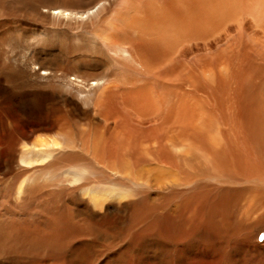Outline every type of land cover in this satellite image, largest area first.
<instances>
[{
	"label": "bare ground",
	"instance_id": "6f19581e",
	"mask_svg": "<svg viewBox=\"0 0 264 264\" xmlns=\"http://www.w3.org/2000/svg\"><path fill=\"white\" fill-rule=\"evenodd\" d=\"M104 1L0 0V31L28 13L98 16ZM128 13L104 40L135 76L68 68L50 85L55 135L26 162L45 164L42 182L17 203L0 180V264H264L245 248L264 227V0H132ZM51 60L40 79L61 72Z\"/></svg>",
	"mask_w": 264,
	"mask_h": 264
},
{
	"label": "rangeland",
	"instance_id": "374dc122",
	"mask_svg": "<svg viewBox=\"0 0 264 264\" xmlns=\"http://www.w3.org/2000/svg\"><path fill=\"white\" fill-rule=\"evenodd\" d=\"M40 1L42 2L40 9L50 5V0ZM80 1L86 2L87 0ZM106 2L104 1L103 4L107 10L100 11L98 16L90 15L89 17L86 15L77 19L67 17L54 20L50 25H44L28 13L14 21L8 20V28L0 31V35L6 38L2 51L11 58L10 63L8 62L11 67L7 76L10 74L9 77L13 76L14 79L10 83L11 85L0 83V180L13 187L11 199L14 202L20 203L26 195V191L42 182L39 180L42 176L40 168L45 164L28 167L26 162L33 161L31 159L36 155L30 153L36 141L50 140L55 135V132L47 129L50 118L56 116L53 108H58L57 104L53 102V89L50 85L55 86L61 80L64 72L71 68L86 73L92 72L95 67L102 68L105 73L107 72V75H110L112 81H123L130 76H135V73L128 71L129 67L136 68L129 54L120 52L119 48L112 47L104 40L106 35L108 37L114 33L113 29L119 24L120 17L129 14L132 0H107ZM80 4V2L77 3L79 6ZM109 7L111 8L109 9ZM224 38V36H220L216 40H211L209 45L214 48L218 42L224 47ZM200 46L202 47V44ZM44 60L56 62L57 67L64 70H61L57 75H50L49 79H40L37 75L40 71L37 70L40 62ZM22 71L26 72L25 76L27 77L23 76ZM34 73H36L35 76ZM27 78L29 83H26ZM26 107L34 115L31 118L32 126L26 125L27 116L24 114ZM60 115V113L57 114V116ZM34 128L39 129L36 135L33 133ZM7 163H10V169H6L5 164ZM3 167H5L4 170ZM31 178L35 179L30 183L28 180ZM50 180L47 179L46 182L49 183ZM254 235L245 248L254 252L256 249L253 245H255L259 252L264 253V227L258 234V238L257 236L254 238ZM85 242L87 241L83 243Z\"/></svg>",
	"mask_w": 264,
	"mask_h": 264
}]
</instances>
